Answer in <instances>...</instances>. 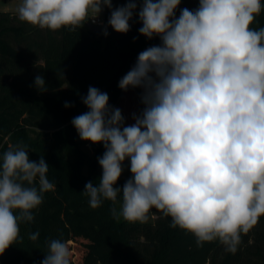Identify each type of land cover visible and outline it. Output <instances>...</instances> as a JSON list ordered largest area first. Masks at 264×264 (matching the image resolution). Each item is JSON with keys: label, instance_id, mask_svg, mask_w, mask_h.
Here are the masks:
<instances>
[{"label": "clouds", "instance_id": "9594fccd", "mask_svg": "<svg viewBox=\"0 0 264 264\" xmlns=\"http://www.w3.org/2000/svg\"><path fill=\"white\" fill-rule=\"evenodd\" d=\"M181 0H20V22L57 31L96 23L105 8L108 27L125 34L134 15L139 34L160 43L141 51L118 81L127 92L141 89L143 105L132 124L109 95L89 86L88 109L71 123L83 141L102 144V176L87 182L89 207L105 201L114 219L141 223L152 208L171 218L170 227L191 233L197 247L218 241L235 254L242 234L264 216V27L253 28L262 0H199L195 10ZM135 39V38H134ZM63 72V71H62ZM34 86L47 91L37 75ZM72 105L65 102L64 107ZM22 141L0 156V255L31 223L44 194L55 191L43 156L29 159ZM130 162L131 177L114 185ZM40 233H30L36 241ZM41 264H70L66 242L49 239Z\"/></svg>", "mask_w": 264, "mask_h": 264}, {"label": "trees", "instance_id": "16d2710c", "mask_svg": "<svg viewBox=\"0 0 264 264\" xmlns=\"http://www.w3.org/2000/svg\"><path fill=\"white\" fill-rule=\"evenodd\" d=\"M126 2L112 0L114 8ZM198 6L199 0H181L176 16L183 8ZM109 16L105 8L103 25ZM87 22L75 30L51 31L20 22L16 12L0 11V156L22 141L29 147L30 160L38 162L43 156L48 178L56 184L33 210L34 221L20 225L21 239L0 255V264H41L47 241H64L69 230L105 250L109 264H264V216L242 234L232 254L218 241L197 247L191 233L170 227L171 218L155 208L150 209L153 218L144 223L114 219L111 208L118 210L121 196L115 205L105 201L97 209L89 207L83 191L87 182H99L102 168L97 158L105 149L90 142L93 154H87L81 148L86 141L79 140L71 121L88 110L81 98L89 86L106 92L109 104L115 106L122 93L118 81L141 51L160 40L139 34L138 15L125 34L108 27L107 36L96 35ZM252 27H264V9ZM37 75L44 77L47 91L34 86ZM134 90L139 97L142 90ZM66 101L72 106L65 108ZM139 107H143L140 99ZM126 181L120 179L116 187L122 188ZM37 231L38 240H30V233Z\"/></svg>", "mask_w": 264, "mask_h": 264}, {"label": "rangeland", "instance_id": "374dc122", "mask_svg": "<svg viewBox=\"0 0 264 264\" xmlns=\"http://www.w3.org/2000/svg\"><path fill=\"white\" fill-rule=\"evenodd\" d=\"M19 3L20 0H0V11L16 12ZM102 16L103 12L100 15L101 19ZM114 107L120 108L122 110L123 115L126 118V124H132L134 121L131 118V114L134 112L139 113V111L142 109L139 107V97L134 89H129L127 92L122 91L118 102ZM79 140H81L80 137ZM81 148L87 154H93V151L90 147V142L86 141L81 145ZM123 167L124 171L119 180L114 185L115 187L118 185L120 179L126 181L129 178V174L131 173L129 161H125ZM83 171H85V168H83ZM121 202L122 200L118 203V210L120 209ZM148 215V220H151L153 215H151L150 211ZM64 242H66L69 248V259L73 262V264H109L107 262V254H103L105 250L95 247L87 239L83 238L73 230H69L67 232Z\"/></svg>", "mask_w": 264, "mask_h": 264}, {"label": "water", "instance_id": "95a60500", "mask_svg": "<svg viewBox=\"0 0 264 264\" xmlns=\"http://www.w3.org/2000/svg\"><path fill=\"white\" fill-rule=\"evenodd\" d=\"M86 26L91 29L96 35H102V26L90 24L89 22L86 23Z\"/></svg>", "mask_w": 264, "mask_h": 264}, {"label": "built area", "instance_id": "2783aa9c", "mask_svg": "<svg viewBox=\"0 0 264 264\" xmlns=\"http://www.w3.org/2000/svg\"><path fill=\"white\" fill-rule=\"evenodd\" d=\"M90 24H94V25H99V26H102L103 25V19H101L100 17H99V19L97 20V22L96 23H93L92 21H88Z\"/></svg>", "mask_w": 264, "mask_h": 264}]
</instances>
